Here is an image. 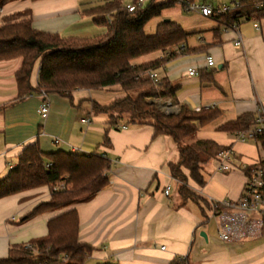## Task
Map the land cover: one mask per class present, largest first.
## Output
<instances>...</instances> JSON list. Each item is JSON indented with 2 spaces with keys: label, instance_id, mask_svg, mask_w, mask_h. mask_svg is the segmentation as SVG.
I'll return each instance as SVG.
<instances>
[{
  "label": "crops",
  "instance_id": "0c3cea01",
  "mask_svg": "<svg viewBox=\"0 0 264 264\" xmlns=\"http://www.w3.org/2000/svg\"><path fill=\"white\" fill-rule=\"evenodd\" d=\"M42 1L37 10L25 9L32 11L33 27L38 31L65 38H93L105 31L91 19L81 17V5L88 3ZM17 4L18 1L12 2L0 9V23L3 17L22 12L17 11ZM176 14L168 18L173 20ZM260 26L264 30V21L261 25L247 21L235 29L218 31L215 23L210 30L192 33L187 43L188 52L178 54L158 72L179 87L177 101L171 102L173 114L182 106L193 111L216 109L221 113L218 121L200 128L188 141L214 140L233 150L235 170L217 173L218 163L215 162L213 170L207 172L209 178L204 188L189 182L191 189L209 203L240 199L246 181L242 167L264 157V150L256 143L242 144L236 134L217 131L227 122L244 115L255 116L259 110H264V32ZM88 34L93 36L86 37ZM239 38L242 44L236 47ZM163 57V53H156L143 58L142 63ZM207 57L215 60V68L207 66ZM20 66L21 61L0 63V108L8 106L0 110V179L18 164L25 147L38 142L47 154L63 151L108 157L112 162L111 182L93 196L25 222H21L24 216L50 199L48 189L0 200V260L8 257L12 247L45 236L48 223L54 217L76 210L80 219V242L94 248L85 264L89 261L94 264H172L178 258H187L191 264H257L249 257L256 242L220 241L218 219L213 212L206 208L205 218L195 203L183 204L169 167L178 162L180 155V148L171 137L155 138L150 126H127L107 132V118L95 116L92 104L113 102L118 96L111 91L78 90L72 101L51 95L48 97L50 115L43 121L38 114L41 97L30 96L14 103L18 96L15 74ZM190 68L196 69L199 76L190 77ZM38 80L39 67L33 74L34 87ZM86 119H90V125L82 122ZM105 135L110 140L109 146L103 145ZM56 139L60 143H56ZM167 187L172 189L168 197L164 194Z\"/></svg>",
  "mask_w": 264,
  "mask_h": 264
},
{
  "label": "trees",
  "instance_id": "16d2710c",
  "mask_svg": "<svg viewBox=\"0 0 264 264\" xmlns=\"http://www.w3.org/2000/svg\"><path fill=\"white\" fill-rule=\"evenodd\" d=\"M17 1L22 0H0V9ZM189 1L239 3L238 8L212 19L217 23L218 31L235 29L242 22L254 21L261 25L264 21V8H258L264 0ZM128 5H135L137 9L130 13ZM177 6L180 5L174 0H145L142 5L139 0H132L130 4L124 0H107L102 5L86 7L80 11L81 17L91 19L95 26L105 30L93 38H65L38 31L33 27L31 10L17 12L1 20L0 63L21 61L15 74L18 96L14 103L44 94L72 101L78 90L116 94L118 98L108 105L93 102L94 115L107 118V132L127 126H150L155 138L171 137L180 148L178 162L169 165L172 177L179 183L178 195L183 204L193 202L199 206L206 218V208L213 212L220 206L213 207L201 196L204 204L196 202L189 182L204 188L207 184L206 166L217 162L219 155L230 147L208 139L188 141L200 128L218 121L221 113L216 109L193 111L182 106L177 114H164L156 102H176L179 87L164 76H160L158 83L151 78L152 73L163 71L178 54L188 52L186 48L191 34L167 15ZM153 21H157L155 32L148 34L146 28ZM260 29L264 32L261 26ZM156 53H163L164 57L142 63L143 58ZM37 67L39 80L34 87L32 78ZM7 108L4 106L0 110ZM254 124L255 116L244 115L218 127L217 131L236 134L250 130ZM260 142L264 145V138ZM110 144L105 135L103 145ZM111 170L112 162L106 156L63 151L47 154L36 142L25 147L18 157V164L0 179V200L48 189L50 199L24 216L21 222H25L44 213L57 212L104 190L110 185ZM59 185H64V189L55 190ZM93 252V247L80 242L79 214L70 210L49 221L45 236L12 247L0 264H85ZM172 264L191 263L187 258H178Z\"/></svg>",
  "mask_w": 264,
  "mask_h": 264
},
{
  "label": "built area",
  "instance_id": "2783aa9c",
  "mask_svg": "<svg viewBox=\"0 0 264 264\" xmlns=\"http://www.w3.org/2000/svg\"><path fill=\"white\" fill-rule=\"evenodd\" d=\"M174 1L182 6L186 13H195L202 18L211 20L217 19L239 7V3L234 1L221 4L202 3L200 1L193 3L189 0ZM143 3H145V0H139L140 5ZM258 8H264V1L259 4ZM136 9L135 5L127 6L130 13ZM241 44L242 40L239 38L235 46L239 47ZM206 63L209 68L216 67V62L212 57H207ZM188 75L198 77L199 72L194 68H190ZM151 78L155 83H158L160 76L156 72L151 74ZM41 98L42 102L38 114L41 120L45 121L50 115L51 104L45 94ZM162 102L164 101L156 102L157 106L164 114H171L173 104ZM82 122L87 125L91 124L90 119ZM261 138H264V110H259L256 113L255 124L250 130L236 133L238 142L242 144L256 143L259 149L263 151L264 145L260 142ZM56 143H60V140L56 139ZM217 163V173L235 170L233 150L229 148L220 154ZM242 172L246 181L240 199L237 201H212L213 207L220 206L219 209H213V214L218 219L217 236L224 243L258 240L264 234V157L252 165L243 166ZM59 189H64V185H59L55 190ZM171 190V187H167L164 190L165 196H170Z\"/></svg>",
  "mask_w": 264,
  "mask_h": 264
},
{
  "label": "rangeland",
  "instance_id": "374dc122",
  "mask_svg": "<svg viewBox=\"0 0 264 264\" xmlns=\"http://www.w3.org/2000/svg\"><path fill=\"white\" fill-rule=\"evenodd\" d=\"M106 1L107 0H81L80 2L81 3H88V5L85 6V7L84 6H81L82 9H85L86 7H89V6L90 7H93V6L102 5ZM124 1H125L126 4H130L132 2V0H124ZM42 2L43 1L37 2V3H32V2H30V0L18 1L17 11H24L25 9H28V8L37 10L39 8L38 5L40 3H42ZM36 4H37V6H36ZM175 12L178 13V14H176V15H174L172 17L173 18V21L181 24L184 27V29L186 30V32L189 33V34L197 33V32H202L204 30H210V29H212L215 26V23L211 19L202 18V17H200L199 15H197L195 13H185L184 11L182 12V8L180 6H177L175 8V10L172 11V13H175ZM172 13H170V14H172ZM170 14H167V15H170ZM156 24H157V21H153V22H151L147 26L146 30H147V33L148 34H153L155 32ZM85 36L86 37H91L93 35L88 34V35H85ZM162 103H164V102H162ZM159 104H160V102H159ZM173 112L174 111H171L170 113L173 114ZM214 163H215V161L213 162V164ZM213 164L211 163L208 166H206V168H205L206 169V179L209 178L207 172H210L214 168L213 167ZM177 184H178V187H179V183H177ZM194 194H195V196L197 198V201L196 202H199L201 204H204L202 198L200 197V195L198 193H196V192H194ZM263 239L264 238L261 239L262 241L259 240V239L258 240L257 239L256 240H250L249 241L251 243L256 242L255 243L256 244V247L253 248V249H251L250 254H249V257L251 259L253 258V262L255 260L257 262V264L264 263V240ZM258 241H261V242L259 243ZM87 264H94V262L93 261L92 262L89 261Z\"/></svg>",
  "mask_w": 264,
  "mask_h": 264
},
{
  "label": "water",
  "instance_id": "95a60500",
  "mask_svg": "<svg viewBox=\"0 0 264 264\" xmlns=\"http://www.w3.org/2000/svg\"><path fill=\"white\" fill-rule=\"evenodd\" d=\"M170 20H166L165 22H169ZM158 107V106H157ZM158 109L160 110V108L158 107ZM161 111V110H160ZM162 112V111H161ZM167 115H169V114H167ZM202 237H204V238H206L207 239V236H206V234L205 233H202V235H201Z\"/></svg>",
  "mask_w": 264,
  "mask_h": 264
}]
</instances>
